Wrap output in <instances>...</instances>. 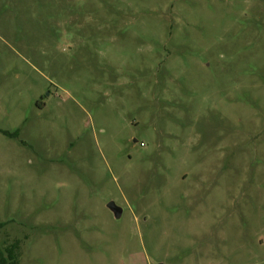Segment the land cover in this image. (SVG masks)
Wrapping results in <instances>:
<instances>
[{
    "label": "rangeland",
    "instance_id": "1",
    "mask_svg": "<svg viewBox=\"0 0 264 264\" xmlns=\"http://www.w3.org/2000/svg\"><path fill=\"white\" fill-rule=\"evenodd\" d=\"M16 241L20 264H264V0H0Z\"/></svg>",
    "mask_w": 264,
    "mask_h": 264
},
{
    "label": "trees",
    "instance_id": "2",
    "mask_svg": "<svg viewBox=\"0 0 264 264\" xmlns=\"http://www.w3.org/2000/svg\"><path fill=\"white\" fill-rule=\"evenodd\" d=\"M7 136L18 137V132L11 134L4 132ZM20 241H16L10 246L6 247L3 251L0 250V264H20L19 263V250Z\"/></svg>",
    "mask_w": 264,
    "mask_h": 264
},
{
    "label": "water",
    "instance_id": "3",
    "mask_svg": "<svg viewBox=\"0 0 264 264\" xmlns=\"http://www.w3.org/2000/svg\"><path fill=\"white\" fill-rule=\"evenodd\" d=\"M109 208L115 214L116 218H120L122 216L123 210L118 207L114 202L109 204Z\"/></svg>",
    "mask_w": 264,
    "mask_h": 264
}]
</instances>
